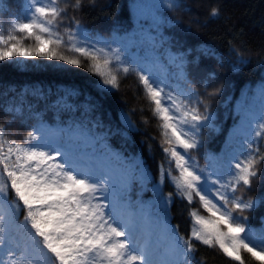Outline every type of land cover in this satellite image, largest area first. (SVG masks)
<instances>
[{
    "label": "snow or ice",
    "instance_id": "snow-or-ice-1",
    "mask_svg": "<svg viewBox=\"0 0 264 264\" xmlns=\"http://www.w3.org/2000/svg\"><path fill=\"white\" fill-rule=\"evenodd\" d=\"M83 6L85 0H26L6 29L0 16V63L46 59L62 62L60 67H87L101 78L102 90L119 89L122 78L134 75L159 121L165 162L154 179L142 154L113 148L111 129L97 116L99 101L88 95L79 106L69 103L83 94L75 87L54 105L80 112L66 126L50 125L34 113L36 123L17 142L8 131L14 119L0 124V264H195L193 241L218 248L234 264H246L245 254L264 264V227L250 223V214L264 207V196L245 195L264 180V83L243 94L248 103L239 108L231 151L204 153L207 163L201 167L194 153L204 147L202 130H217L211 101L220 89L208 90L215 77L208 73L201 93L186 70L198 56L165 47L170 41L163 28L173 21L162 10L189 11L183 0L132 5L138 22L149 23L147 37L142 26L123 34L116 28L109 36L90 32L75 15ZM210 15L218 17L219 10ZM197 51L223 62L210 47ZM229 51L235 55L233 72L251 62L239 48ZM31 95L45 94L33 89ZM4 111L22 115L23 104ZM121 119L126 130L135 129L127 114ZM122 135L128 139L127 131ZM166 181L174 193H164ZM146 190L151 200L142 199ZM174 199L199 204L189 209L187 237L171 222Z\"/></svg>",
    "mask_w": 264,
    "mask_h": 264
},
{
    "label": "trees",
    "instance_id": "trees-1",
    "mask_svg": "<svg viewBox=\"0 0 264 264\" xmlns=\"http://www.w3.org/2000/svg\"><path fill=\"white\" fill-rule=\"evenodd\" d=\"M5 1L20 12L26 3V0ZM136 2L139 0H96L93 5L85 0V6L75 15L93 33L109 36L116 28L121 29V34L132 33L134 30L140 31L142 26L143 35L147 37L151 29L149 23L138 22L132 8ZM183 3L189 11L162 10L163 15L173 21L163 28L164 36L170 41L165 47L173 46V51L191 49L193 57L198 56V62H193L186 70L201 93L204 92L202 82L208 73L215 74L214 79L208 81V90L220 89V94L211 101L217 130L203 129L204 147L194 153L203 167L207 163L204 153L225 156L230 152L229 140L239 123V108L242 103H248L243 94L248 92L251 95L264 83V66L260 63L264 60V0H183ZM214 8L220 13L216 18L210 15ZM231 46L239 48L251 60L238 72H233L230 67V62L235 61V55L229 51ZM205 47L214 49L223 62L216 57L199 56L197 50ZM60 65V61L46 59L24 60L22 64L9 61L0 63V124H7L14 119L8 129L13 133L10 138L22 142L23 136L36 123L34 113H39L46 123L55 124L58 109L54 107V101L60 93V87L79 88L83 94L72 98L73 105L79 106L88 95L99 101L101 107L97 116L106 130L111 129L109 142L112 147L125 151L126 155L142 154L151 175L158 179L159 165L165 162V154L160 146L161 129L158 119L153 115V106L145 97L137 78L129 75L121 79L119 89L102 90L98 87L101 78L89 72L87 67ZM170 71L174 74L177 70ZM38 86L47 93L43 97L31 95L30 90ZM26 87L29 90L23 93ZM11 102L23 104L22 115L5 113L6 105ZM76 113L80 115L79 111ZM124 114L134 122L135 129L126 130L125 122L121 119ZM62 115L68 114L63 112ZM126 131L127 140L122 135ZM261 168L264 173V165ZM163 191L165 194L174 193V188L166 181ZM12 195L10 192V198ZM245 195L253 198L264 196V180L254 183L253 190ZM141 197L151 200L153 193L146 190ZM198 207V202L189 206L186 201L174 199L170 209L171 222L178 225L181 235H189L192 226L189 209ZM201 214L207 215L202 209ZM20 219H23L22 214ZM250 223L255 229L264 227V207L250 214ZM193 243L198 249L195 264H234L218 248H209L196 241ZM245 258L246 264H258L250 260L247 254Z\"/></svg>",
    "mask_w": 264,
    "mask_h": 264
},
{
    "label": "rangeland",
    "instance_id": "rangeland-1",
    "mask_svg": "<svg viewBox=\"0 0 264 264\" xmlns=\"http://www.w3.org/2000/svg\"><path fill=\"white\" fill-rule=\"evenodd\" d=\"M147 2H152V0H147ZM0 10H2V11H0V16H2L3 17V21H4V27H5V29L8 27V22H9V18H10V16L11 15H13V14H19V13H21L20 11H18V10H16L15 8H11L10 6H9V4L5 1V0H2V3H0ZM24 62V60L23 59H20V61H19V63L20 64H22ZM36 89H41L40 87H38V88H36ZM66 88H64V87H60V90H59V94H58V96H57V98H56V100L54 101V104H56V102H57V100L59 99V97H60V94L65 90ZM27 90H29V88H25L24 90H23V93H26L27 92ZM33 89H31L30 91H32ZM48 92V91H47ZM44 94H47V93H45V92H43ZM69 103L70 104H73V100L71 99V100H69ZM15 104H21L20 102H17V103H15ZM9 105H14V103H9L8 105H6V107H8ZM67 113L68 115H66V116H64V115H62V113ZM79 118H81L80 117V115H77V113H76V111H68V110H58V112H57V117H56V123H61V124H63V125H67V123L68 122H70L71 120H73V119H79ZM55 123V124H56ZM51 125V124H50ZM230 151H231V149H230Z\"/></svg>",
    "mask_w": 264,
    "mask_h": 264
}]
</instances>
